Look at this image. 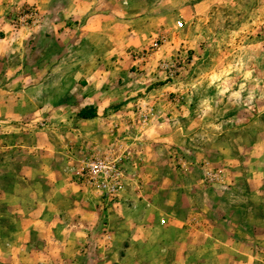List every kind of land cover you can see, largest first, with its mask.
Returning a JSON list of instances; mask_svg holds the SVG:
<instances>
[{
    "label": "rangeland",
    "instance_id": "1",
    "mask_svg": "<svg viewBox=\"0 0 264 264\" xmlns=\"http://www.w3.org/2000/svg\"><path fill=\"white\" fill-rule=\"evenodd\" d=\"M0 264H264V0H0Z\"/></svg>",
    "mask_w": 264,
    "mask_h": 264
},
{
    "label": "crops",
    "instance_id": "2",
    "mask_svg": "<svg viewBox=\"0 0 264 264\" xmlns=\"http://www.w3.org/2000/svg\"><path fill=\"white\" fill-rule=\"evenodd\" d=\"M106 58V56L101 59L95 57V60H91V68L86 72H81V74L75 77L76 81L73 84V89L67 96L69 102L66 101L64 105V101L61 100L60 103H62L63 106H57L54 110L50 111L51 115L52 113L60 115L58 116L60 118L59 124H61L62 120L68 119L66 117L68 112L70 114L74 112L77 124L83 125L87 122H97L100 119L99 115L101 110L109 107L113 102H118L119 99L115 97V94L119 92L118 89L107 87L106 80L111 71L105 70L106 66L104 63H108V61L105 60ZM116 70H114V73ZM112 95L115 98H112ZM85 107H93L96 110V115L92 118H82L78 116V112Z\"/></svg>",
    "mask_w": 264,
    "mask_h": 264
},
{
    "label": "trees",
    "instance_id": "3",
    "mask_svg": "<svg viewBox=\"0 0 264 264\" xmlns=\"http://www.w3.org/2000/svg\"><path fill=\"white\" fill-rule=\"evenodd\" d=\"M96 115V110L93 107H85L78 112V116L82 118H92Z\"/></svg>",
    "mask_w": 264,
    "mask_h": 264
},
{
    "label": "built area",
    "instance_id": "4",
    "mask_svg": "<svg viewBox=\"0 0 264 264\" xmlns=\"http://www.w3.org/2000/svg\"><path fill=\"white\" fill-rule=\"evenodd\" d=\"M90 167H91V170H92L94 173L100 172V170H102V168H106V166L103 165V163H101V162H98V163H91V164H90Z\"/></svg>",
    "mask_w": 264,
    "mask_h": 264
}]
</instances>
